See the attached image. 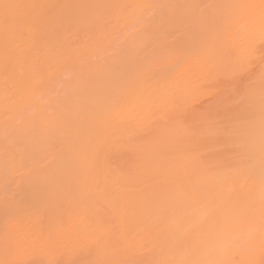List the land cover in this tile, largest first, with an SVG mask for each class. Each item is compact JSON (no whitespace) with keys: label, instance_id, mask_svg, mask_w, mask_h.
I'll return each instance as SVG.
<instances>
[{"label":"bare ground","instance_id":"obj_1","mask_svg":"<svg viewBox=\"0 0 264 264\" xmlns=\"http://www.w3.org/2000/svg\"><path fill=\"white\" fill-rule=\"evenodd\" d=\"M262 238L264 0H0V262Z\"/></svg>","mask_w":264,"mask_h":264},{"label":"rangeland","instance_id":"obj_2","mask_svg":"<svg viewBox=\"0 0 264 264\" xmlns=\"http://www.w3.org/2000/svg\"><path fill=\"white\" fill-rule=\"evenodd\" d=\"M263 239L264 238H262L261 240H262V242H263ZM259 242V241H258ZM260 243L261 242H259V244L258 245H256V243L254 244V245H252V247H253V249H252V247H251V250H249L251 253H252V251H254V246H255V248L256 247H258L259 248V245H260ZM264 243V242H263ZM263 243H261V244H263ZM262 246H264V245H262ZM250 247V246H249ZM256 248V250L251 254L250 252L248 253V251L246 252H242V253H240V251L238 252V254L240 253V255L242 256L243 254H245L246 255V253H247V255H248V257H246V259L249 261V258H250V261L248 262L247 260H245V255L243 256V257H241V258H243L244 259V261H242L241 259V264H257V262L260 264V262L261 261H263L264 262V249L261 247V248ZM248 249H250V248H248ZM245 250V249H244ZM21 253H23V254H16V255H14L13 256V254H10L11 255V257L13 256L14 258H15V262L14 261H12V263H2V262H0V264H77V263H72L71 261L70 262H68V260H70L75 254H73V253H70V255H69V253H68V255L67 254H65V253H67V252H63V253H60V252H58V254H56V255H60V256H62V257H58V256H56L55 257V255H53L54 254V252H53V254L51 253L49 256H51V257H49V258H47V254L44 252V254H46V255H44L43 254V252H41V253H39V252H36L37 254H35V252L34 253H31V252H29L30 254H32V255H28L27 253H25L24 254V252H21ZM130 253V254H129ZM129 253H121V254H117V255H114L113 256V258H114V260H117V261H112L111 263H108V264H151V262H152V260H154L155 258H154V256H156V254L154 253H152L153 255H151V256H149L150 257V262H149V260H147V258H149L148 257V255H150V253H148V255L144 252H141V254H140V252L139 253H135V252H129ZM33 254H35V255H33ZM72 254H73V256H72ZM159 254V253H158ZM157 254V255H158ZM250 254H251V256H250ZM7 255L8 254H4L3 256H4V258H7ZM19 255V256H18ZM21 255H22V257H21ZM26 255V256H25ZM6 256V257H5ZM17 256V257H16ZM25 256V257H24ZM28 256V257H27ZM32 256H36V257H34L35 258V260L36 261H38V258L40 257V261H42V259L41 258H44V259H48V261L47 262H45L44 260H43V263L42 262H39L38 261V263L34 260L33 261V257ZM42 256H44V257H42ZM54 256V257H53ZM233 256H234V258L236 257L237 258V254L235 253V255L233 254ZM0 257H2V254H0ZM9 257V256H8ZM27 257V258H26ZM30 257H31V259H30ZM46 257V258H45ZM55 259H53V258ZM57 257L60 259V261L57 259ZM63 257H65V258H63ZM71 257V258H70ZM146 257V258H145ZM159 257V255L158 256H156V258H158ZM3 258V257H2ZM17 258V259H16ZM20 258V259H19ZM53 260H52V259ZM142 258H144L145 260H143ZM239 259V258H238ZM50 260V261H49ZM64 260V261H63ZM65 260H67V261H65ZM146 260H147V262H146ZM156 260V259H155ZM236 260V259H235ZM62 261V262H61ZM245 261H247L246 263H245ZM35 262V263H34ZM64 262V263H63ZM149 262V263H148ZM154 263L156 262V261H153ZM152 262V264H154ZM99 264V263H98ZM106 264V263H105ZM156 264V263H155ZM261 264H262V262H261ZM264 264V263H263Z\"/></svg>","mask_w":264,"mask_h":264}]
</instances>
